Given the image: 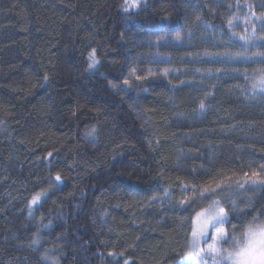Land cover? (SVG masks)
<instances>
[{"label": "trees", "instance_id": "1", "mask_svg": "<svg viewBox=\"0 0 264 264\" xmlns=\"http://www.w3.org/2000/svg\"><path fill=\"white\" fill-rule=\"evenodd\" d=\"M242 15L264 37V0H0V264L181 263L211 202L190 189L264 177V95L242 75L264 63L235 59L264 40L246 47Z\"/></svg>", "mask_w": 264, "mask_h": 264}, {"label": "snow or ice", "instance_id": "2", "mask_svg": "<svg viewBox=\"0 0 264 264\" xmlns=\"http://www.w3.org/2000/svg\"><path fill=\"white\" fill-rule=\"evenodd\" d=\"M140 2L141 0H131L132 6L135 7H139ZM229 24H232L231 20ZM261 28L264 31V24L261 25ZM255 31V27H253V34ZM239 38L245 41L246 46L252 47H259L260 41L264 40V37L254 40L246 35H241ZM160 39L163 40L165 37L162 36ZM175 40H181L180 33L176 34ZM155 43L159 44L160 41ZM255 57H260L261 60L256 61ZM235 59L264 63V52L256 53L254 56L238 54ZM99 65L100 60L96 57V50L93 49L89 53L88 68L92 71H99ZM164 75H167V70H165ZM242 75L245 76L246 81H249L244 90L245 94L252 93L255 96L259 93L264 95V68L255 69L251 76L247 73ZM136 79L140 80L143 77L137 76ZM43 80L47 81L48 76L45 75ZM123 83L128 85L129 81L124 80ZM111 87L115 89L117 85L112 84ZM199 110L201 112L206 110L203 101L199 104ZM95 133V128H92L86 132V135L94 136ZM48 155L51 156L52 154L49 153ZM244 175L247 177L248 173H244ZM252 177V182L247 188L244 187L243 183L237 182L235 191L231 185L221 187L222 181L216 184L215 188L193 186L190 189L199 196L201 201L211 202L206 208H201V211L195 212L194 217L189 218L191 239L188 244V251L181 255V258L187 260L188 264H264V203L257 206L252 197H248L246 203L251 208V211H248L240 208L237 200L232 198V195L242 194L240 189H243L244 192L264 191V177L257 180L256 178L260 177V174L255 172L252 173ZM54 179L57 182L61 181V176L57 174ZM217 188H219V192L216 190ZM225 193H232V195H224ZM46 194V192L37 193L33 196L31 203L36 204L41 196ZM217 196H222L230 208L222 206L220 200L216 199ZM179 203L180 205H191L195 203V199L186 198ZM196 206L199 207L200 205L197 204ZM235 219H238L240 223H233L232 220ZM50 223L51 221H49ZM34 237L31 244L39 245V235L34 234ZM49 251L51 250L45 249L44 259L51 260V264H59L57 257L48 255ZM109 255L114 256L116 253H109ZM124 264H128V261L125 260Z\"/></svg>", "mask_w": 264, "mask_h": 264}, {"label": "rangeland", "instance_id": "3", "mask_svg": "<svg viewBox=\"0 0 264 264\" xmlns=\"http://www.w3.org/2000/svg\"><path fill=\"white\" fill-rule=\"evenodd\" d=\"M257 24H260V22L259 23H257ZM255 26V24L253 23V20H252V18L250 17V16H245V15H242V16H239L238 17V19H236V21L234 22V28L235 29H237V28H241L242 30V33L240 34V36L241 35H246V36H248L249 38H251L252 37V35H253V32H252V28ZM238 31H240V30H238ZM252 39V38H251ZM247 48L248 47H252V46H246ZM249 49V48H248ZM131 78V77H130ZM130 78L129 77H126L124 80H128L129 81V83H130ZM123 80V81H124ZM123 81L121 82V84H119L118 85V88H120V89H127L128 88V85H125L124 83H123ZM40 200H41V198H40ZM40 200H38L37 201V203L40 201ZM36 203V204H37ZM35 204H32V206H34ZM190 239H191V237H190ZM206 246V245H205ZM180 264H188V261L187 260H185V259H183L182 261H181V263Z\"/></svg>", "mask_w": 264, "mask_h": 264}]
</instances>
